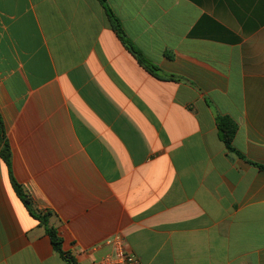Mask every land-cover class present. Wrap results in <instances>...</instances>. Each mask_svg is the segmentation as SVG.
<instances>
[{"label": "crops", "instance_id": "crops-1", "mask_svg": "<svg viewBox=\"0 0 264 264\" xmlns=\"http://www.w3.org/2000/svg\"><path fill=\"white\" fill-rule=\"evenodd\" d=\"M0 113L78 264L118 237L140 264H264V0H0ZM0 264H68L1 156Z\"/></svg>", "mask_w": 264, "mask_h": 264}, {"label": "trees", "instance_id": "trees-1", "mask_svg": "<svg viewBox=\"0 0 264 264\" xmlns=\"http://www.w3.org/2000/svg\"><path fill=\"white\" fill-rule=\"evenodd\" d=\"M100 1L104 4L106 3V0H100ZM107 13L113 30L118 34L119 38L122 40L124 45H126V47L130 50V52L134 54L139 64L148 71H150L154 76L159 77V75L156 72L157 68L152 66L143 57V55L133 47L131 42L126 38L120 21L116 18V16L112 13V11L108 7H107ZM217 124H218L219 137L222 140V142L225 144L226 148L230 152L236 153L238 156L245 158L233 146V141L238 129L237 124L231 118L223 117V116L218 117ZM0 156L10 170L11 183L14 188V191L16 192L17 196L22 200V202L26 206L31 216L39 220L41 225L46 229V232L52 241V245L55 251L58 252L67 261L68 264H78V262L75 260L73 256H71L69 253L64 252L63 239L58 233V230L53 226H51L49 220V214L47 215L37 214L33 209L30 196L25 192L23 187L16 181L12 170L11 148L7 138L6 128L1 113H0ZM252 165L264 171V166L253 163Z\"/></svg>", "mask_w": 264, "mask_h": 264}, {"label": "built area", "instance_id": "built-area-1", "mask_svg": "<svg viewBox=\"0 0 264 264\" xmlns=\"http://www.w3.org/2000/svg\"><path fill=\"white\" fill-rule=\"evenodd\" d=\"M108 245L112 248L111 253L95 264H140L138 258L125 248L120 237L108 241Z\"/></svg>", "mask_w": 264, "mask_h": 264}]
</instances>
